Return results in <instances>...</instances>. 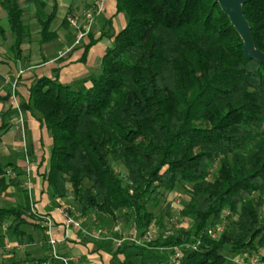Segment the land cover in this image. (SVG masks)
Here are the masks:
<instances>
[{
	"label": "trees",
	"instance_id": "obj_1",
	"mask_svg": "<svg viewBox=\"0 0 264 264\" xmlns=\"http://www.w3.org/2000/svg\"><path fill=\"white\" fill-rule=\"evenodd\" d=\"M115 2L126 25L110 36L98 70L68 85L37 78L21 107L51 138L42 175L51 195H71L82 214L116 219L125 212L140 237L151 225L165 228L171 204L158 214L149 206L181 186L190 229L136 246L140 253L165 248L178 255L177 264H237L227 255L252 252L264 262V66L245 57L213 0ZM0 7L18 59L30 39L23 10L19 0H0ZM242 11L264 53V0H246ZM54 16L40 21L41 45L56 38ZM0 36L4 43L2 27ZM4 174L0 166V189L19 186ZM29 209L23 192L22 206L0 208V223L18 221ZM225 210L237 220L212 239L208 231Z\"/></svg>",
	"mask_w": 264,
	"mask_h": 264
},
{
	"label": "crops",
	"instance_id": "obj_2",
	"mask_svg": "<svg viewBox=\"0 0 264 264\" xmlns=\"http://www.w3.org/2000/svg\"><path fill=\"white\" fill-rule=\"evenodd\" d=\"M96 1L19 0L22 22L29 28L30 39L20 46L18 59L10 49L14 40L6 24V13L0 7V27L6 35L4 43L0 36V166L5 170V182L12 179L19 182L18 187L0 189V208L22 206L25 192L30 207L36 210L35 215L29 209L18 221L10 217L0 223V264H64L51 258L40 216L53 221L51 236L57 241L55 250L67 259L66 264H175L174 258L139 255L138 244L126 236L129 230L123 218L113 219L93 211L82 214L71 195L64 199L51 195L42 177L51 138L33 112L21 108L28 103L29 87L37 78L56 79L68 85L98 70L105 50L112 44L110 36L125 27L126 18L116 12L115 0H105L91 31L75 44L76 27L69 19H75L76 26L81 25L83 12ZM52 11L55 16L50 31L56 38L41 45L40 21ZM69 11L71 14L67 16ZM66 17L68 25L63 26ZM91 41L94 43L84 53ZM59 206L81 221L79 230H64ZM98 230L106 234L93 239L92 233Z\"/></svg>",
	"mask_w": 264,
	"mask_h": 264
},
{
	"label": "rangeland",
	"instance_id": "obj_3",
	"mask_svg": "<svg viewBox=\"0 0 264 264\" xmlns=\"http://www.w3.org/2000/svg\"><path fill=\"white\" fill-rule=\"evenodd\" d=\"M115 170L118 172V174L125 179V170L120 164H114ZM216 168L217 164L212 165L209 169V176L208 180H213V178L216 175ZM256 197V194L253 195ZM171 204L172 207V214L170 217V220L165 225V228L162 230L157 229L155 226L151 225L148 230H150L151 235H143L139 237V229L135 226V224L132 222V218H129L127 213L121 212L117 213L120 218H123L125 220V224L128 225L127 229L129 230L126 233V236L130 239L134 238L139 245H144L145 242L153 241L157 238H160L163 240L166 236L175 234L180 228H184L186 230L190 229L192 225V216L183 217L181 215V211L184 207L188 204V196L185 192V189L181 186H177L176 189L170 193L165 194L163 197L157 199V207L155 206H149V210L153 212L154 214H158L159 210L163 208L166 204ZM128 220V222L126 221ZM237 220L236 215H230L229 212L226 210L222 212L221 214V220L217 222L215 226H217L222 232L229 226L231 223H235ZM135 230V232H134ZM218 236H215V239H217ZM130 242H132L130 240ZM117 244V243H116ZM138 249V248H137ZM136 249V250H137ZM165 248H155L143 251L142 254L144 255L143 258H149L150 256H154V258H176L173 252L170 249ZM168 251V252H167ZM139 255H140V249H138ZM141 257V256H140ZM228 258H230L232 261H240L242 263L248 262L249 260H254L257 258L252 252H248L243 256H235V255H227ZM142 258V257H141ZM241 263V264H242Z\"/></svg>",
	"mask_w": 264,
	"mask_h": 264
},
{
	"label": "built area",
	"instance_id": "obj_4",
	"mask_svg": "<svg viewBox=\"0 0 264 264\" xmlns=\"http://www.w3.org/2000/svg\"><path fill=\"white\" fill-rule=\"evenodd\" d=\"M104 2H105V0H97L93 6L86 9L83 12L82 23L79 26H76L75 19H69L71 25L76 27L75 28L76 29L75 44H78L79 41L84 39L88 35V33L91 31L93 22H94L96 16L102 11V7H103ZM57 209L62 216V223L61 224H62V227L64 228V230H66V229L79 230L81 228V221L78 219H74L70 215V213L68 212L67 208H65L64 206H59ZM30 212L33 215L36 214V210H35L34 206L30 207ZM40 221H41L42 228H44V232H45V235L47 238L46 243L50 248L51 258H53L54 260H57V261H61L64 264H66L67 259L60 257L55 250V245H56L57 241L55 239H53L51 236L52 229L54 227L53 221L48 216H40ZM134 232H135V230H134ZM221 233H222V231L217 226L212 227L208 231V234L210 235V237L212 239H215V236L219 237ZM104 234H106L105 231L98 230V231H94L92 233V237H93V239H97ZM145 235L146 236L151 235L150 230H148ZM131 241H133L134 243L137 244V242L134 238H132ZM119 243L120 242H117V244H119ZM177 256L178 255H175L176 258H174L175 264H177ZM236 263L241 264L242 262L236 261ZM246 263L247 264H264V262L258 263V261L256 259L249 260ZM242 264H244V263H242Z\"/></svg>",
	"mask_w": 264,
	"mask_h": 264
},
{
	"label": "water",
	"instance_id": "obj_5",
	"mask_svg": "<svg viewBox=\"0 0 264 264\" xmlns=\"http://www.w3.org/2000/svg\"><path fill=\"white\" fill-rule=\"evenodd\" d=\"M213 2L220 7L241 38L245 57L264 66V53L255 48L251 29L243 15L242 5L246 0H213Z\"/></svg>",
	"mask_w": 264,
	"mask_h": 264
}]
</instances>
